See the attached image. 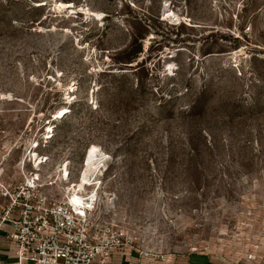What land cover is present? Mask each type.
<instances>
[{"label": "rangeland", "instance_id": "1", "mask_svg": "<svg viewBox=\"0 0 264 264\" xmlns=\"http://www.w3.org/2000/svg\"><path fill=\"white\" fill-rule=\"evenodd\" d=\"M93 147L134 248L264 264V0H0V203Z\"/></svg>", "mask_w": 264, "mask_h": 264}, {"label": "built area", "instance_id": "2", "mask_svg": "<svg viewBox=\"0 0 264 264\" xmlns=\"http://www.w3.org/2000/svg\"><path fill=\"white\" fill-rule=\"evenodd\" d=\"M41 160L31 165L35 173L22 183L3 187L0 224L12 227L8 239L15 245L18 264H105L114 253L126 249L138 252L145 260L168 256L133 247L115 219L117 197L105 189L96 174L100 171L83 178V170L75 177L73 163L68 161L56 169L57 184L40 167L48 157ZM83 179L80 188L78 182ZM54 185L60 195L51 189ZM248 260L254 257L250 255Z\"/></svg>", "mask_w": 264, "mask_h": 264}, {"label": "crops", "instance_id": "3", "mask_svg": "<svg viewBox=\"0 0 264 264\" xmlns=\"http://www.w3.org/2000/svg\"><path fill=\"white\" fill-rule=\"evenodd\" d=\"M12 231L10 224H0V264H18L15 256V245L8 239ZM31 264V263H24ZM95 264H101L96 262ZM105 264H229L212 255L188 254L168 255L163 260H145L138 252L130 249L118 251L113 254Z\"/></svg>", "mask_w": 264, "mask_h": 264}, {"label": "bare ground", "instance_id": "4", "mask_svg": "<svg viewBox=\"0 0 264 264\" xmlns=\"http://www.w3.org/2000/svg\"><path fill=\"white\" fill-rule=\"evenodd\" d=\"M95 15L98 16L99 14L96 13ZM101 156L102 155L101 154L99 155L98 149L96 147H93L88 152H86L85 159H84L86 164L83 166V169H82V172L84 170L83 178L84 177L86 178L89 172H92V171L99 172V170L97 169L98 168L97 166H99L100 163H103L105 159L103 156L102 157ZM36 161H38V157L36 158ZM83 184H84V179L82 182H78V186H80V188L83 186ZM76 188H77V185H74L73 189L76 190Z\"/></svg>", "mask_w": 264, "mask_h": 264}, {"label": "trees", "instance_id": "5", "mask_svg": "<svg viewBox=\"0 0 264 264\" xmlns=\"http://www.w3.org/2000/svg\"><path fill=\"white\" fill-rule=\"evenodd\" d=\"M32 9L31 10H34L36 12H41L43 10V8L41 6H36V7H31ZM142 53V47L141 45L138 46V49L136 51H132V52H129L127 54H125L120 60L121 62L123 63H131L136 57L138 54ZM145 88V85L144 83H141L140 85H137V91L138 90H142Z\"/></svg>", "mask_w": 264, "mask_h": 264}, {"label": "water", "instance_id": "6", "mask_svg": "<svg viewBox=\"0 0 264 264\" xmlns=\"http://www.w3.org/2000/svg\"><path fill=\"white\" fill-rule=\"evenodd\" d=\"M89 16L96 17V16H94V15H89Z\"/></svg>", "mask_w": 264, "mask_h": 264}]
</instances>
